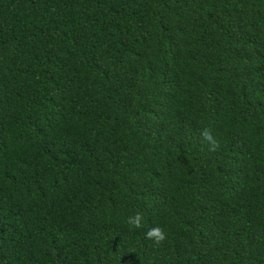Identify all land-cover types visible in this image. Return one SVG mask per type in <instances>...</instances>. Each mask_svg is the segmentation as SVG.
Here are the masks:
<instances>
[{"label":"trees","instance_id":"1","mask_svg":"<svg viewBox=\"0 0 264 264\" xmlns=\"http://www.w3.org/2000/svg\"><path fill=\"white\" fill-rule=\"evenodd\" d=\"M0 264H264V0H0Z\"/></svg>","mask_w":264,"mask_h":264},{"label":"clouds","instance_id":"2","mask_svg":"<svg viewBox=\"0 0 264 264\" xmlns=\"http://www.w3.org/2000/svg\"><path fill=\"white\" fill-rule=\"evenodd\" d=\"M144 216L142 212L137 211L134 215L127 218L129 230L143 229L145 227ZM167 238V233L160 226L149 228L145 233V239L153 241L155 244H162Z\"/></svg>","mask_w":264,"mask_h":264}]
</instances>
